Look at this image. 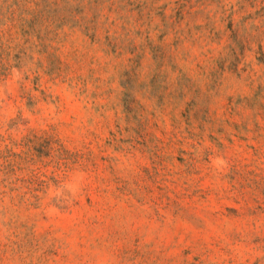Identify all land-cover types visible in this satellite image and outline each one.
Listing matches in <instances>:
<instances>
[{
	"label": "rangeland",
	"instance_id": "1",
	"mask_svg": "<svg viewBox=\"0 0 264 264\" xmlns=\"http://www.w3.org/2000/svg\"><path fill=\"white\" fill-rule=\"evenodd\" d=\"M0 264H264V0H0Z\"/></svg>",
	"mask_w": 264,
	"mask_h": 264
}]
</instances>
